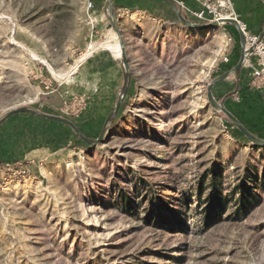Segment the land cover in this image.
<instances>
[{"label": "rangeland", "instance_id": "1", "mask_svg": "<svg viewBox=\"0 0 264 264\" xmlns=\"http://www.w3.org/2000/svg\"><path fill=\"white\" fill-rule=\"evenodd\" d=\"M149 1L159 18L161 1ZM107 4L0 0V119L31 107L99 137L123 78L105 111L74 79L93 76L88 62L99 49L120 58ZM158 20L126 46L130 87L103 144L85 145L62 123L31 115L0 127V137L32 131L50 144L8 162L26 164L30 177L0 188V264H264V148L208 100L224 59L240 60L239 32L171 33L166 43ZM248 87L232 91L229 104L264 139V95L250 79Z\"/></svg>", "mask_w": 264, "mask_h": 264}, {"label": "crops", "instance_id": "2", "mask_svg": "<svg viewBox=\"0 0 264 264\" xmlns=\"http://www.w3.org/2000/svg\"><path fill=\"white\" fill-rule=\"evenodd\" d=\"M177 1L179 3L183 2L190 9H193L194 7L197 8L199 6L198 2H196L195 0ZM186 1L188 3H185ZM234 1L236 4V11L240 17V21L247 26L248 33L250 32L252 35L261 36L262 33H264V11L262 8V1L264 0H244L243 4L240 3L241 6H239V0ZM131 2H133V4H135L136 6L124 7L126 6V4H130ZM117 4L120 7L118 9V12L120 13L119 16L121 19V30L126 46H128L131 43V40H133L134 37L137 36L136 32L142 31V35H144L145 32L146 34H152L151 27L152 29H154L153 27L156 26L150 21H156L157 19H159V28L161 27L165 30V35L164 37H161V39L165 38L164 40L166 43L168 35H170L171 33L177 35L179 34L178 36L182 37L183 39H192L191 37L193 34L191 30L185 29L177 21L174 12L168 6H164V4L159 5V18H153L151 13L152 4L150 3V1L148 4H145V2H141V0H117ZM245 4L246 6H248V8L250 7L248 10L246 9V6H244ZM138 5H142V7ZM183 11L187 15L185 10ZM247 13L250 14L249 17H245ZM99 50L100 51L95 53V56L92 58V60L88 62L90 63L89 69L93 73V76L87 78L76 77L74 80H84L85 89L83 91L85 92H82V90H80V93H87V95L94 97L96 99L95 103L102 105L105 111V109L116 100L119 81L123 78V76L119 59L116 58L114 53L109 49L102 48ZM250 77L251 70L247 67H243L240 78L236 80L228 79L224 81V83L216 87L215 92L216 94H221L229 91V89L234 88V86L236 85L237 88H240V90L245 89V87L248 88ZM55 82L57 85H59L57 80ZM34 133L32 131H15L2 135L0 137V162L8 163L10 161L20 160L24 157H27L29 154L31 155L35 153H45V151H47L46 148H40L42 151L38 148L45 146L49 147L50 144L47 143V141L45 142L44 140L41 143H38L39 141Z\"/></svg>", "mask_w": 264, "mask_h": 264}, {"label": "water", "instance_id": "3", "mask_svg": "<svg viewBox=\"0 0 264 264\" xmlns=\"http://www.w3.org/2000/svg\"><path fill=\"white\" fill-rule=\"evenodd\" d=\"M169 7L173 10L175 15L177 16L178 22L188 30H209V29H215L226 25H232L235 26L239 32L240 36V46H241V56L239 62L228 72H225L224 74L218 76L208 86V100L213 107L218 112H222L228 119V121L235 127H237L241 133L248 139V141L254 146L258 148H264V139H261L254 134H252L224 105L223 102H218L213 94V89L216 85L230 79L235 78L238 79L239 74L243 67L245 66L246 61L251 60L253 53H254V47L248 48L247 47V39L244 31L241 28L240 22L234 19H226L222 20L220 22H210V23H199L195 22L191 19L186 18L184 15L183 9L181 4L177 0H164ZM107 19L110 22V25L113 29V31L116 34L118 45L120 47V58L119 62L123 70V87L120 93L119 98L116 101V105L113 109V111L109 114V116L106 119L105 126L103 130L101 131V134L96 139H90L82 134L80 129L76 126L74 122L71 120L61 117V116H55L46 114L43 112H40L34 108L31 107H20L17 109H14L10 112H8L5 116H3L0 119V125L3 124L6 120H8L10 117L17 115V114H30L37 117L45 118L51 121L59 122L67 127H69L76 136H78L81 140H83L86 144H88L91 147H96L98 145L103 144L106 139L109 137L110 132L112 130V126L114 124L115 118L119 112V109L121 107L123 99L127 96L128 90L130 87V82L132 78V72L131 68L127 59V53H126V45L124 41V36L120 27L119 18L115 14V3L114 0H108L107 4ZM264 39V33H262L261 36H259V40Z\"/></svg>", "mask_w": 264, "mask_h": 264}, {"label": "built area", "instance_id": "4", "mask_svg": "<svg viewBox=\"0 0 264 264\" xmlns=\"http://www.w3.org/2000/svg\"><path fill=\"white\" fill-rule=\"evenodd\" d=\"M200 8L193 10L188 8L183 2H180L182 9L185 10L187 16L191 20H196L199 23L220 22L226 19H234L240 22L241 28L244 31L247 39V47H254L253 56L255 61L248 60L244 67L251 70L250 86L258 91L264 92V40H259V36L251 35L247 32V26L240 21V17L234 8L232 0H195ZM86 9H93V2L86 4ZM233 38H228V43L232 42ZM224 63H229V59L225 58ZM235 101H239L241 95L238 91L232 94ZM26 164L22 162L5 163L0 162V188L9 184L14 177L21 176L30 177V171ZM25 167L26 169H23Z\"/></svg>", "mask_w": 264, "mask_h": 264}, {"label": "trees", "instance_id": "5", "mask_svg": "<svg viewBox=\"0 0 264 264\" xmlns=\"http://www.w3.org/2000/svg\"><path fill=\"white\" fill-rule=\"evenodd\" d=\"M140 1V0H139ZM146 0H141V2H145ZM161 2H160V4L162 3V4H165V5H168L164 0H160ZM114 3H115V14L117 15V13H118V9L120 8L119 7V5L117 4V0H114ZM136 5L135 4H133V2H131L130 4H126V6H124V7H135ZM138 6H141L142 7V5H138ZM168 7H169V5H168ZM170 8V7H169ZM171 9V8H170ZM172 10V9H171ZM173 11V10H172ZM175 14V13H174ZM184 15L186 16V18H188L189 19V17L184 13ZM176 16V15H175ZM176 18H177V16H176ZM177 21H178V19H177ZM263 25H264V22H263ZM237 64V62L236 61H232V62H229V63H226V64H224V66H223V68H222V71L220 72V74H218L217 76H219V75H222V74H224L225 72H228L229 70H231L235 65ZM242 71V70H241ZM240 74H241V72H240ZM240 74H239V77L238 78H240ZM222 83H224V82H222ZM222 83H220V84H218L219 86L222 84ZM218 85H216L215 87H217ZM235 89H237V85L236 86H234V88H232V89H229V91H227V92H224V93H221V94H216L214 97L217 99V100H220V101H222L223 103H224V105L226 106V108L252 133V134H254L253 133V131L252 130H250L249 129V127H247V125L234 113V110H233V105L232 106H230V104H229V101H230V98H231V92L232 91H234ZM250 88L248 87L247 89H246V91H248ZM238 90L240 91V88L238 87ZM250 91V90H249ZM248 91V92H249ZM255 93H258L259 92V94L261 93V94H263L264 95V92L263 91H258V90H253ZM245 92V91H244ZM21 115H30V114H17V115H14V116H12V117H10L9 119H11V118H13V117H15V116H21ZM31 116H34V115H31ZM8 119V120H9ZM8 120H6L3 124H5ZM227 120V119H226ZM59 123V122H58ZM3 124H1L0 125V127L3 125ZM62 125H64V124H62ZM64 126H66V125H64ZM76 126L80 129V131L82 132V134L84 135V136H86L87 137V135L84 133V131L76 124ZM227 126L228 127H234L231 123H229V122H227ZM67 127V126H66ZM68 129H69V131L70 132H72L73 133V131L69 128V127H67ZM240 131V130H239ZM241 132V131H240ZM73 135H74V137H75V139L76 140H80V141H82V143H84L85 145H88V144H86L83 140H81L78 136H76L74 133H73ZM255 135V134H254ZM256 136V135H255ZM217 201V202H216ZM220 202V200H218L216 197L215 198H213V200H212V202H213V204H212V207L211 208H214L215 206H217L218 204L217 203H219ZM216 202V203H215ZM210 213L208 214L209 215V217L211 216V212H212V210H210L209 211Z\"/></svg>", "mask_w": 264, "mask_h": 264}, {"label": "bare ground", "instance_id": "6", "mask_svg": "<svg viewBox=\"0 0 264 264\" xmlns=\"http://www.w3.org/2000/svg\"><path fill=\"white\" fill-rule=\"evenodd\" d=\"M184 12V11H183ZM115 47V46H114ZM113 47V48H114ZM118 49V48H117ZM116 50V49H115ZM120 55H121V52H120ZM77 69V67H75L74 69H73V71H75ZM71 77H69V79H70Z\"/></svg>", "mask_w": 264, "mask_h": 264}, {"label": "flooded vegetation", "instance_id": "7", "mask_svg": "<svg viewBox=\"0 0 264 264\" xmlns=\"http://www.w3.org/2000/svg\"><path fill=\"white\" fill-rule=\"evenodd\" d=\"M264 40V39H263Z\"/></svg>", "mask_w": 264, "mask_h": 264}]
</instances>
